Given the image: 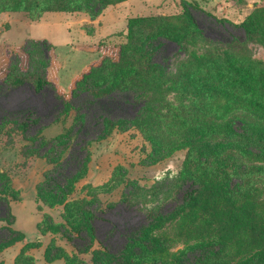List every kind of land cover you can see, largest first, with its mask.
<instances>
[{"label": "rangeland", "instance_id": "rangeland-1", "mask_svg": "<svg viewBox=\"0 0 264 264\" xmlns=\"http://www.w3.org/2000/svg\"><path fill=\"white\" fill-rule=\"evenodd\" d=\"M7 2L0 0V78L10 56L20 54L27 41H46L54 46L59 65L58 73H54V68L52 77L58 75V84L64 90L75 75L97 59L96 54L76 50V46L101 40L120 43L128 18L172 17L180 13L183 4L194 3L192 15L202 34L190 31L178 45L164 40L157 44L154 56L157 74L151 77L150 90L163 118L158 121L150 113L153 122L147 130L156 140L183 142L202 138L201 144L224 146L233 142V148L245 155L264 154L261 117L232 105L226 95L197 96L190 89L180 87L189 75L205 76L216 87L264 106V0H125L108 6L95 19L85 13L2 11ZM33 47L29 45V50L36 52L31 72L42 70L43 63L38 55L41 48ZM24 61L23 56L21 62ZM233 62L251 75L248 91L230 81ZM73 105L80 109L84 123L82 131L74 137L73 149L77 151L85 143L95 142L88 146L90 162L86 176L75 186L68 202L92 205L97 238L92 250H102L104 246L109 253L117 254L129 235L147 225L151 214L167 213L180 203L189 189L179 180L189 151L166 149L164 158L155 160L162 156L156 152L152 155L151 145L139 132L140 123L130 122L140 114L142 106L141 98L130 92L114 93L95 101L82 93L73 100ZM60 110L61 104L50 88L37 93L28 84L17 88L0 84V123L6 117L31 113L38 123L31 127L29 135L40 131V136L50 140L73 124V113L55 121ZM103 120L122 122L114 123L120 127L114 130L109 127L107 138L97 141ZM224 125H230L235 133L222 134L224 131L219 128ZM24 145L20 133H15L9 143L0 131V173L7 176L8 182L5 186L0 180L3 192L0 241L7 238V228L24 236L22 242L0 253V264H92L90 254H77L60 235L40 227L45 216L53 224H62V208L51 209L36 203V186L43 182L51 166L40 158H23L20 152ZM230 153L239 157L238 165L242 164V155L236 151ZM252 165L262 170L247 180L245 188L250 185L264 188V163ZM261 198L264 199V194ZM8 212L11 224L3 221L8 219ZM48 247L58 248L61 258L48 263L45 259ZM227 254L230 258L234 252H224L222 258L210 264H223L229 259Z\"/></svg>", "mask_w": 264, "mask_h": 264}, {"label": "trees", "instance_id": "trees-1", "mask_svg": "<svg viewBox=\"0 0 264 264\" xmlns=\"http://www.w3.org/2000/svg\"><path fill=\"white\" fill-rule=\"evenodd\" d=\"M124 1L8 0L2 11L85 13L95 19L108 6ZM195 7L194 3L183 4L180 13L172 17L128 18L125 34L122 35L123 41L117 44L101 40L96 44L76 46L77 50L96 54L97 59L72 78L67 90L58 84V75L52 77L53 69L57 74L59 65L54 46L46 41H27L20 48V54L10 56L6 70L1 75L0 84L7 88L28 84L37 93L45 88L52 89L61 104V110L55 117L56 122L62 117L65 119L70 113L74 115L72 126L50 140L40 136V131L29 135L31 127L38 123L31 118V113L3 118L0 131L4 132L9 143L15 133H20L26 143L21 148V156L26 159L40 158L51 166L45 172L43 182L36 186V203L51 209L61 207L63 223L53 224L51 218L45 216L40 227L60 235L77 254H90L92 264H210L222 258L227 251L234 252V255L231 254L229 258L227 254L226 258L229 259L223 264H264V199L261 198L264 188L244 186L253 175L260 174L262 168L254 167L252 163H264V154L245 155L233 148V142L224 146L219 143L212 145L210 142L201 144L202 138L183 142L156 140L147 130L153 122L149 119L150 113H154L158 121L163 118L150 90L153 85L151 77L157 74V64L154 62L157 44L164 40L178 45L190 31L202 34L192 15L191 9ZM29 45L41 48L38 55L43 61L42 70L31 72L36 52L29 50ZM193 55L202 60V57ZM23 56L25 61L21 62ZM232 64L233 76L229 77L230 81L248 91L251 75L244 68L236 67L234 62ZM180 87L190 89L197 96L226 95L232 105L245 108L264 120V106L216 87L205 76L189 75ZM123 92H130L141 98L140 114L130 122L140 123L136 125H140L139 132L151 145L152 155L156 152L162 156L155 160L163 159L166 149L189 151L179 177L182 186L187 184L189 189L171 211L151 214L147 225L129 235L119 253L111 254L104 246H101L102 250H92L94 242H97L92 205L88 206L89 203L81 201L68 202L75 186L86 176L90 162L88 146L95 142L85 143L77 151L73 149L74 137L84 127L83 115L73 105V100L82 93L89 94L92 101H95ZM119 122L122 121L109 123L103 120L97 141L107 138L109 127L111 130L119 128L120 124H114ZM202 129L215 135L214 131L209 132L206 127ZM219 129L224 131L222 134L235 133L230 125ZM230 151L242 155V164L238 165L239 157L232 155ZM0 180L7 185L5 174L0 173ZM233 180L236 183L232 184ZM0 195H3L2 191ZM7 217L3 221L11 224L9 212ZM6 231L8 236L0 241V253L24 239L20 232L11 228ZM57 252L58 248L48 247L45 251L46 261L51 263L60 259L61 255Z\"/></svg>", "mask_w": 264, "mask_h": 264}, {"label": "crops", "instance_id": "crops-1", "mask_svg": "<svg viewBox=\"0 0 264 264\" xmlns=\"http://www.w3.org/2000/svg\"><path fill=\"white\" fill-rule=\"evenodd\" d=\"M77 50V49H76ZM76 76V75H75Z\"/></svg>", "mask_w": 264, "mask_h": 264}]
</instances>
